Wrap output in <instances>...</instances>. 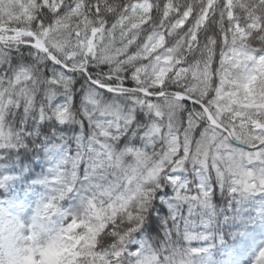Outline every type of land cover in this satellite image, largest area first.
<instances>
[{
	"label": "snow or ice",
	"instance_id": "1",
	"mask_svg": "<svg viewBox=\"0 0 264 264\" xmlns=\"http://www.w3.org/2000/svg\"><path fill=\"white\" fill-rule=\"evenodd\" d=\"M13 50L33 66L0 70V149L23 137L5 118L14 111L58 123L76 113L84 134L45 182L29 234L0 221V264H25L41 232L72 249L66 264H165L129 241L159 235L150 214L143 222L148 203L188 165L264 193V0H0V54Z\"/></svg>",
	"mask_w": 264,
	"mask_h": 264
},
{
	"label": "trees",
	"instance_id": "2",
	"mask_svg": "<svg viewBox=\"0 0 264 264\" xmlns=\"http://www.w3.org/2000/svg\"><path fill=\"white\" fill-rule=\"evenodd\" d=\"M4 56H7L6 64ZM9 66L18 71L33 66V58L28 53L21 56L15 50L0 54V70ZM57 99L62 100V97ZM74 107L81 108L82 103H76ZM73 115L76 116L75 121L66 119L63 123H58L55 120H37L30 113H5V118L13 126L19 124L23 137L13 147L0 149V198L29 189L49 198L51 190L45 182L53 178V170L59 160L66 151L75 149L77 140L84 134L79 116L76 113ZM29 125L32 126L31 132L25 131ZM46 125L48 127L45 131ZM133 142L137 146L140 144L135 137ZM20 153H26L28 159ZM36 160L39 164H35ZM194 172V169L187 171L185 184L176 190H172L165 182L157 190L148 203L143 222H148L150 214L158 222L159 235H137L134 232L129 241V252L135 253L147 247L164 256L165 264L168 259L182 260L183 264H219L220 250L224 245L235 242L242 244L248 237L254 238L257 244L262 240L260 235L245 229V224L252 218L256 225L264 224V193L257 192L252 197H237L236 192L231 190V184L221 181L215 174L208 179L211 191L207 193L201 186L202 180L196 179ZM77 187L85 185L82 183V186ZM175 194L179 196L178 199L174 198ZM80 207L81 201L75 194L61 204L62 211L70 210L71 216ZM226 213L230 216L228 220H224ZM238 214L245 216V222L232 218ZM261 249H264V244ZM71 252L70 248L64 251L62 263L66 264Z\"/></svg>",
	"mask_w": 264,
	"mask_h": 264
},
{
	"label": "rangeland",
	"instance_id": "3",
	"mask_svg": "<svg viewBox=\"0 0 264 264\" xmlns=\"http://www.w3.org/2000/svg\"><path fill=\"white\" fill-rule=\"evenodd\" d=\"M258 70H264V64L257 63ZM82 186V183L79 184ZM36 196L21 194L4 201L0 205V221L4 222V227L13 228L22 236H27L30 232V225L33 222L40 201ZM70 218L69 216H67ZM64 221L61 220L60 223ZM51 237L47 232H41L35 238V249L25 257V264H58V254L60 244H51ZM25 246H31L33 241H21ZM233 252L229 251L223 256L222 264H241Z\"/></svg>",
	"mask_w": 264,
	"mask_h": 264
},
{
	"label": "clouds",
	"instance_id": "4",
	"mask_svg": "<svg viewBox=\"0 0 264 264\" xmlns=\"http://www.w3.org/2000/svg\"><path fill=\"white\" fill-rule=\"evenodd\" d=\"M162 264H164V262H162Z\"/></svg>",
	"mask_w": 264,
	"mask_h": 264
}]
</instances>
